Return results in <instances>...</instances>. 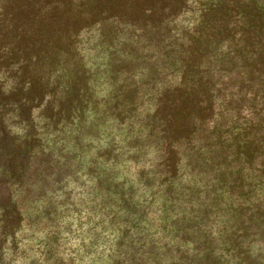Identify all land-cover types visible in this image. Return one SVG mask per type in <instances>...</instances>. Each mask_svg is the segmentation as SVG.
<instances>
[{
  "label": "trees",
  "instance_id": "1",
  "mask_svg": "<svg viewBox=\"0 0 264 264\" xmlns=\"http://www.w3.org/2000/svg\"><path fill=\"white\" fill-rule=\"evenodd\" d=\"M0 264H264V0H0Z\"/></svg>",
  "mask_w": 264,
  "mask_h": 264
},
{
  "label": "rangeland",
  "instance_id": "2",
  "mask_svg": "<svg viewBox=\"0 0 264 264\" xmlns=\"http://www.w3.org/2000/svg\"><path fill=\"white\" fill-rule=\"evenodd\" d=\"M117 199H119V197Z\"/></svg>",
  "mask_w": 264,
  "mask_h": 264
}]
</instances>
